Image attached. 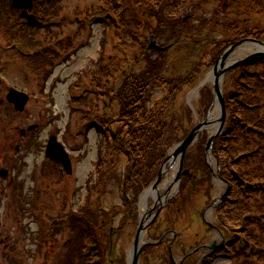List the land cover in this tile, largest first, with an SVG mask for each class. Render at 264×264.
Returning a JSON list of instances; mask_svg holds the SVG:
<instances>
[{
    "label": "rangeland",
    "instance_id": "374dc122",
    "mask_svg": "<svg viewBox=\"0 0 264 264\" xmlns=\"http://www.w3.org/2000/svg\"><path fill=\"white\" fill-rule=\"evenodd\" d=\"M36 1L38 6L34 8L33 14H38V17L39 15L46 16V22L56 19L62 25L58 26L48 23L46 27L40 30L41 32H38V30H36L37 32L30 31L33 43L36 45L51 44L60 39L62 44L66 42L65 50L67 51L64 52L65 54L54 58V60H49V65H46L47 67L45 68H43L44 66H42L41 61V71L38 72L34 71L35 68L27 67L24 58L21 59L20 56L12 61L14 52L10 46L14 41L12 34H8L6 31L10 27L13 29V25L20 24V27H24L25 22L20 18L21 12L15 11L11 13L6 6L0 5V10L2 11L0 12V171L6 170L7 173L6 179L0 177V222L2 223L0 230V264H88L85 260L81 262L80 256L78 257L84 244L81 241L78 242V238V243H76L75 237L84 233L79 230V226L73 221L74 219H70L67 226L59 222L57 225H53L55 221L60 220L59 215L62 214L64 216V212L66 213L70 209V207H66L65 211L58 210L57 207H62L65 199L67 200V206L69 204L74 211H79L84 205L86 198H89L90 212H96L100 218L103 217V214H107L108 217L105 219L111 224V226H105L104 231L105 233L107 232V235L102 238L101 235L100 242H98L100 244L98 247L102 248L103 255L105 254L103 264H109V262H112V264H125L126 255L131 250L135 240L138 223H136L137 220L135 219L137 206L130 203L128 209L122 196H130V199H133L135 188L130 185V181L136 161L131 155L126 153L128 151L127 148H125L127 156L122 155L117 159L112 154L110 160L104 157V162L98 159L101 153L100 148H109L108 144L110 140L104 141L96 129L79 126L82 111H86L93 117L92 107L96 98L95 96H88L85 99L86 102H82L81 104L80 101L74 102L73 97L76 94L82 93L90 85L89 82L93 77L92 72L98 74V77L94 78L97 80L96 83L101 85L104 80H107V76L105 75L107 70L119 72L116 78L109 84L106 83L112 96L117 95L127 82L125 78L126 74L129 73L128 70L139 71L147 64L144 50L142 49V45L134 42L130 37H125L119 45L118 40H114L116 32L113 31L111 23H106L109 25L88 23V25L85 22H81L72 25L68 22H62L63 16L80 13L84 7L88 6L89 3L91 4L90 0ZM101 1L93 2V4L97 3L94 6L98 8L104 7V3L102 4ZM125 1L128 2L126 7L132 5V8H129L127 13L123 12L125 13L123 16H119L120 21L118 20V24H133V33L140 36L139 41L143 42V45L147 47V51L149 52H151L148 49L150 47L158 48L165 45L166 39L171 32L170 30L174 24L178 23L177 20H172L168 16L166 22L169 23V26L164 29L159 28L157 29L159 32H156L154 25L159 22L161 23V19L153 10L149 14L143 15L145 6L148 9H152L151 3L146 0H113L112 8H109L110 12L115 13V11L122 10ZM179 2L180 0H174L169 7L174 10ZM139 3L140 9H136L135 6ZM154 3L159 4L160 2ZM187 3L199 8H193V20L189 21L190 26L188 25L189 28L185 31V34H193L194 30L203 34L198 38L196 43L195 41L188 43L185 41V38H179V35L176 36V40L173 41L176 44L171 48L167 56L170 67H168L165 73L163 71V75L166 77L173 78L175 75L185 74L186 72L185 76L190 77L188 71L194 67L195 61L204 53L200 50L201 48L207 45L210 46V44L216 45L218 42L222 44L223 42L234 41L232 40L234 38L233 32L229 31L230 29L226 24L227 29L225 33L221 34L214 30L213 34L210 35L209 30L203 28L205 26L204 22L209 17L215 18L213 24L218 22L223 24L225 23V18H229V21L234 20L239 22L242 19H249L243 12L246 6L242 0H187ZM49 4L53 5L50 6ZM118 6H120V9L116 8ZM103 12L105 11L103 10ZM241 12L244 14L241 15ZM134 23H137V25L141 23L143 25L137 31ZM148 23L154 27H146ZM218 29L222 28L219 27ZM164 30L167 31L162 32ZM13 33L16 35L17 32ZM245 35L247 36L241 38L239 41H235L233 46L228 47L226 52L241 43L242 39H257L250 33H246ZM71 41L73 44L69 47ZM248 45L253 46L254 53L260 51V47L255 43L246 44V46ZM115 47H119V49H115ZM243 47H238V49ZM52 48L53 46L49 45L45 46L43 50L52 52ZM254 53L246 58H238L234 63L247 60ZM65 56L69 57V59H65ZM126 59H128L127 62H125ZM135 59L140 61L137 62ZM207 61L208 58L205 59L204 56V62L207 63ZM206 63H201L202 65L200 66L198 64L197 69L200 72L193 84V89L191 88L192 90H190L189 88L187 91L185 89V94L181 98L178 96L175 99L170 110V115L162 116V113H158L154 126L156 128H153V131H156L154 132L153 140H156L158 146L154 144L148 146L147 158L142 162L143 169L140 179L143 181L148 180L147 183L150 180L152 181L145 188L150 187L151 184L154 186L156 177L160 173L161 164L167 156L172 155V145L170 147L165 142H170L169 139L174 137V134L177 135V139L184 138V131L188 130L187 132H189L193 127L191 126L192 123H196L194 119H190L192 112L189 110L187 104L190 95L197 94V97L190 100V103L199 114L202 113L207 117L211 109L214 111L213 98L208 95L207 91V89H211V84L207 83L210 80L207 75L212 71L216 63ZM244 65H253V69L249 70L251 73L244 71ZM172 69L176 70L175 74ZM254 69L255 73H252ZM238 70V72L231 71L232 73L229 72L225 76V93L226 91L235 92L237 89L240 91L249 89L250 93L246 96V99L244 97L234 100L238 102V105L234 102L229 103L232 106L231 108L229 107V116H232L231 121L233 119L239 121V119H242L241 116L245 120L246 118H253V129L261 128L264 125V112L258 106L264 110V99L259 101L262 92L264 95V81H260V79L264 80V64H261L258 58L244 63ZM241 72H243L242 77L240 76ZM248 73L249 76H245ZM109 74L113 75L111 72ZM236 79H239V82L242 81V87H247V89L239 88ZM255 83L256 85H254ZM257 84H260V86H257ZM228 85L231 86L230 90L226 87ZM72 87H75L76 93L71 92ZM10 88L24 92L30 97L26 110L20 114L14 110L12 105L5 101L8 89ZM170 95L169 90L167 91L165 88L155 86L154 92L149 97L147 108L150 110L151 107L155 106L156 102L163 101L167 97H170ZM97 101L102 103L98 115L103 114L106 117H110L111 112L103 113V100L97 99ZM257 102L259 103L257 104ZM233 104L235 105L234 107ZM117 107L118 104L116 102L112 108L113 114L118 109ZM251 110H255L257 114L251 116L249 114ZM189 114L190 117H186ZM247 115L249 117H246ZM126 123L130 124V121ZM107 124L111 131L117 130L119 127L115 122L111 124L107 122ZM37 126L39 127L38 131H29L30 127ZM80 128L86 132V135L83 134V136H79L74 140V134ZM51 135H56L61 144L69 152L73 163L72 174H67L60 164L50 161L45 157L47 141ZM236 135L238 136L237 141L242 139L241 130H237ZM162 136L164 140L160 139ZM207 137L206 133H204L199 138L194 148L191 149V153L189 152L190 155L185 159L187 164L185 163L181 167V171L190 170L192 164H189V159L191 160L190 163H193V159L196 158H200L201 162L206 160L205 157L207 156L204 154V151ZM158 140H161L163 144H160ZM120 153H123V151ZM191 154L193 155L191 156ZM131 159L133 161L130 163ZM113 162L114 164H112ZM194 164L201 171L205 169L203 167L204 164ZM209 166L216 171V161L213 156H211V165ZM168 168L169 165L165 169L168 170ZM174 169H176L175 166L171 173L157 186V193L161 198L164 197L161 194H165L168 188L173 191L170 192L169 197H172L178 190L179 184H174L172 180H174L176 173L180 169L179 167L176 171ZM183 178L181 177L182 180L180 179L181 184L179 188H183L186 191L188 184H184ZM100 180L101 184H99ZM55 182L57 184H54ZM127 182L130 188L128 191H124ZM213 182L214 184L205 185V188L202 184L200 186L194 184L195 188L193 190L195 192L192 193L193 196L188 195L184 198L186 207L177 208L180 211L173 215V218L180 222L178 229L182 235L179 241L173 243L177 264H181V260L184 257L182 250H184L185 246L187 250L192 249L188 246L190 239L196 242L198 241L197 239H202V235L206 240L216 236V232L213 229L212 231H204L202 234L203 224L201 222L202 216L208 220V214L211 211L205 208L210 205V201L217 199L220 193L218 182L216 180H213ZM43 186L46 187L49 193L39 197L37 195L39 193L42 194L41 190ZM15 191H19L18 195L21 198L13 202L12 197L15 196H12V193ZM143 191L139 194L140 199L143 196ZM138 198L139 196L137 197V201ZM153 201V197L148 198L144 207L150 209ZM45 205L47 206L46 210ZM186 208H188L187 211H185ZM190 212L194 218H197L196 221L189 217L188 214ZM211 213L213 214V212ZM186 215L188 216V221L185 218ZM212 218L213 220H208V222L211 221L217 225L216 221H214V214ZM190 228L194 229L192 234H189ZM110 229H113V231ZM59 233L60 235H56ZM86 234L91 238L96 235L93 231ZM168 239L170 240L172 237L169 236ZM53 240L56 241L53 242ZM169 243L170 241L162 248L156 249L155 252L145 251L144 258L146 261L142 264H170L167 251ZM194 245L200 244L196 243ZM175 247L177 248L175 249ZM201 254L202 252L194 254L192 259L188 260L186 264H197L196 262L201 258ZM214 260H211L212 263L210 264H229L228 261L223 259ZM94 263H98L96 258H94ZM231 264H235V262ZM239 264H243V261ZM248 264H264V259L260 260L257 258L251 260Z\"/></svg>",
    "mask_w": 264,
    "mask_h": 264
},
{
    "label": "trees",
    "instance_id": "16d2710c",
    "mask_svg": "<svg viewBox=\"0 0 264 264\" xmlns=\"http://www.w3.org/2000/svg\"><path fill=\"white\" fill-rule=\"evenodd\" d=\"M242 1L244 2V5L246 6L245 11L243 12L245 13V15H247V17H249V19L248 18L246 20L242 19L239 22V21H234V20L229 21V18H225L224 19L225 23L223 24H221L220 22L213 24L214 21L207 22V23L204 22L205 26H203V28L208 29L210 35L213 34L214 30H216L217 32L221 34L225 33L227 29L226 28V25H227V27H229L230 29L229 31L233 32L234 38H232V40L234 41L233 42L227 41V42H223L222 44L218 42L216 45L210 44V46L207 45L206 47L201 48L200 50L203 51L204 53L198 57L197 61H195L194 67L190 71H188V74L190 77L185 76L187 72L185 74L182 73L179 75H175V77L173 78L166 77L163 75V71L165 73L168 67H170L168 65L167 56L171 48L175 46L176 44V43L174 44L173 41L176 40L177 35H179V38H184L183 33L187 31V29L190 26L189 21L181 22L182 18L179 17L180 12H181L180 10L181 7H176L174 8V10H172L169 7L168 9L163 8L162 9L163 12L166 13L167 16L172 17V18L176 16V20L178 23L174 24L173 28L170 30L171 32L169 33V36L166 39L165 46H168V45H173V46L167 51L156 53V52L147 51V47L143 45L142 49L144 50L145 57L147 59V64L144 65L143 68L140 69L139 71L138 70L137 71L128 70L129 73L126 74V78H125L127 82L125 83V86L121 88L120 90L121 92H118L117 95L112 96L111 91H107L105 87L101 88L99 85L97 87H93L98 91V93L95 94L97 95L96 101L97 99H103V101H105L106 98L110 99V102H104V105L102 107L104 112H107V109L109 110V108H111L110 117H106V115H102L101 118L99 119H102L103 122H106V123L108 122L110 124L112 122H115L119 126L117 128V131L119 132L118 139L116 141L111 142L114 145L113 147L114 152H117V153L121 152V150L118 149L117 147V141H120V142L121 141L124 142L126 140L129 141L128 150L130 151V155L136 161L135 169H134V172H135L134 177L136 176L135 178L139 179V181L141 180L140 176L142 175V169H143L142 162L147 158L148 146L152 144L157 145L156 140H153V137L155 134L154 132H156V131H153V128H156L154 126L157 121L158 113L159 112L162 113L161 114L162 116L170 115L171 107L175 99L178 98L180 94L179 92L183 90V87L184 86H189L190 88L193 87V84L196 81V77L200 72V70L197 69V66L198 64L199 66L202 65L201 63H203L204 56H210L212 60L215 61L220 56L221 52L224 49H226L229 45L235 43V41H238L243 37H246L247 36L245 35L246 33H250L251 35L255 36L257 39L264 41V0H242ZM150 3L154 4V2H150ZM163 4L168 5V6L172 5L171 0H167L166 2H163ZM0 5L3 7L6 6L7 8L10 9L11 12L14 11L11 8V0H0ZM135 7L136 9H139L137 5ZM194 7L196 6L194 5ZM129 8H132V5H129ZM244 13L241 12V15H243ZM237 15H235V17H237ZM130 24L128 25L127 24L123 25V24H118V23L113 24V31L116 32L114 40H118L119 45H120V42L123 39H125V37H130L131 40L138 43L140 36L133 33V29H132L133 24L131 25ZM134 25L136 26V30L138 31L143 24L139 23L137 25V23H134ZM20 26H21L20 24L13 25L12 26L13 29H11L10 27L9 30L7 31L3 30V31L8 32V34H12L13 41L22 45L24 49L26 50H36L37 48L42 46V45H38V44L36 45L33 43V40L31 38L32 33L30 31H34L35 29L28 27L26 23L24 24V27H20ZM149 26H153V25L150 23L146 24V27H149ZM154 26H155V29L157 27H158L157 29L159 28L164 29L165 27L169 26V23L165 22L162 19L161 23H158ZM219 27L222 29L219 30L218 29ZM157 29H156V32H159V30ZM179 29L181 30V32ZM165 31L167 30H164L162 32H165ZM13 32H17L16 35ZM202 34H200L199 31L194 30V33L191 34L190 42L192 43L195 41L196 43L198 38ZM210 48H212V50H210ZM207 50H210V51H207ZM52 54L53 53L43 52V54H37L33 58L24 57V60H25L24 62L26 63L27 67L35 68L34 71L38 72V71H41L40 67L42 66H44L43 68L47 67L46 65L48 64L49 59L53 58ZM19 56L21 57V59H23L21 54H18V57ZM127 60L128 59H126V61ZM41 61H42V66L40 64ZM135 61H137V59H135ZM139 61L140 60H138L137 62ZM110 72L113 73V75H110L109 74ZM118 73H119L118 71L113 72V71L107 70L105 72V75L107 76L106 77L107 81L111 82L114 78H116ZM173 73L175 74L176 70H173ZM165 78L169 80H166ZM94 84H97V83H94ZM155 86H158V87L160 86L162 88H165V90L167 91L169 90L171 95L170 97H167L163 101L156 102L155 106L151 107L149 110V108H147L148 106L147 103L149 102L150 95L155 90ZM207 91L209 93L208 95H210L211 97V91L209 89H207ZM85 99L86 98L83 99V102H86ZM116 102L118 104V107H117L118 109L113 114L112 108L114 106V103ZM231 102L232 103L234 102L235 104L238 105V102L236 101L232 100ZM234 106L235 105L233 104V107ZM84 113H85L84 114L85 117L83 120L85 121L90 120L91 118H87L89 114L86 111H84ZM147 114H149L150 116ZM249 114L252 116V115H255V112H251ZM127 116H129L128 117L129 119L126 118ZM246 117H249V116L247 115ZM241 118L242 119H239V121H237V119L232 120V123L235 124V127L240 126L239 123H241L240 127H243L242 129H249V128L254 127L253 118L251 119L246 118V120L242 116ZM127 121H130V124H127L126 123ZM231 126H234V125H231ZM160 139L164 140V137L162 136L160 137ZM175 140H176V137L174 136L172 140L169 139L170 142H165V143L171 146L172 143L175 142ZM158 142H160V144L161 143L163 144L161 140H158ZM133 144H136V145H133ZM132 161L133 160L131 159L130 163ZM137 171L138 173H136ZM147 181L148 180L143 181L145 186L148 184ZM99 184H101V180ZM127 185H129L128 182H127ZM130 185L138 188V185L140 184L134 183L131 180ZM19 199L20 197L15 196L12 201L14 202ZM88 203H89V200H86L85 204L81 207V213L83 214V216L85 215V217L88 218V220L90 221L91 217H90V214L88 213L90 212V205ZM258 207L260 208V206ZM93 215L96 218H99L98 214L97 215L93 214ZM96 226H97V229L95 231V223L92 224L90 222V225L87 226L86 231L85 232L81 231L84 234L81 233V235L76 236L75 241L77 242V238H78L79 239L78 242L81 241L82 243H85L86 245H88V247L86 246L85 248H83L85 252H87L89 248L93 246V248L95 249H92L91 253L95 255L94 258H96V261L98 262V264H102L105 259L104 258L105 254L103 255V249L98 247L100 245L98 242H100V236L102 235L101 238L105 237V234L99 222H97ZM91 227H92V231H94L96 235L95 237L88 238L85 236V234L91 232ZM262 232H263L262 235L261 234H258V235H261V237H264V231ZM56 235H60V233ZM82 254L81 252L78 254V257L80 256L81 262L85 260V262L87 261L89 264L94 263V258L85 259L83 258Z\"/></svg>",
    "mask_w": 264,
    "mask_h": 264
},
{
    "label": "flooded vegetation",
    "instance_id": "af4514ba",
    "mask_svg": "<svg viewBox=\"0 0 264 264\" xmlns=\"http://www.w3.org/2000/svg\"><path fill=\"white\" fill-rule=\"evenodd\" d=\"M59 1V0H58ZM67 1V0H61ZM88 6L84 7L82 11L76 14V17L81 18L82 22H86L90 14H93L97 17H101L104 13H110L109 8L113 4V0H102L101 3H104V7L98 8L95 7L93 2L100 0H90ZM52 6L53 4H49ZM82 7V6H81ZM112 8V7H111ZM103 10L105 12H103ZM71 15L63 16L62 21H67V18ZM41 19H46V16H39ZM253 65H245L244 71L249 72ZM256 131L262 137L259 141V144L253 143L257 138L255 136L242 138L248 140L250 148H256L259 151V154L262 152L264 155V130ZM238 139V138H237ZM231 142V137L224 135L222 137L221 156L223 160L219 162L218 175L220 178L219 183V210L214 212L215 215L214 221L217 225L213 224L212 215L211 218L205 219L201 217L202 222V234L204 231H212L211 225H215L216 236L208 240L202 235L203 242V264H207V254L210 253V246L215 245L216 247L233 248L236 250L239 248L241 243H244L248 249H252L256 245L258 240L257 233L264 231V162L261 166L257 165V162L251 159L255 155V151L251 150L247 153H238L234 151V157L237 156L234 160L226 159V156H229L228 151L226 150ZM251 148V149H252ZM208 157V158H207ZM204 160L203 167L204 171H198L194 163H198L197 160H194L192 166H190L191 175L188 178H183L188 181L192 180V189L190 185L189 192L186 193V196L192 195L195 190L194 184H198L201 181L202 186L205 188V185L210 184V179L212 175V169L209 166L211 162L209 155ZM242 157L246 158L243 159ZM251 159V160H248ZM208 161V163H206ZM200 180V181H198ZM184 182V181H183ZM216 187V186H215ZM210 205L205 209H210L216 202V199L210 201ZM185 203V202H184ZM186 204V203H185ZM260 206V208L258 207ZM210 214V213H209ZM189 217L194 220L193 214H188ZM209 217V216H208ZM167 218H171V214L167 215ZM207 218V217H206ZM188 221V216H187ZM194 229L190 228L189 234H192ZM189 242L193 243L190 239ZM260 242L264 246V239L261 238ZM193 245V244H192ZM222 245V246H221ZM259 258L257 255H251L246 259L242 253H236L234 259L229 260V264L234 263L239 264L243 261V264H248L251 260ZM264 259V255L260 257V260ZM188 261V260H187Z\"/></svg>",
    "mask_w": 264,
    "mask_h": 264
},
{
    "label": "water",
    "instance_id": "95a60500",
    "mask_svg": "<svg viewBox=\"0 0 264 264\" xmlns=\"http://www.w3.org/2000/svg\"><path fill=\"white\" fill-rule=\"evenodd\" d=\"M13 6L17 9H23L24 10V12L22 13V16L27 19V21L30 25H39L36 18L33 15L29 14V11H32V8H33L32 0H14ZM245 43H255L256 45H258L260 47V51L256 54H254L252 57H250L247 60L234 63L233 65H228L227 64L228 56L233 51H235L239 46H241L242 44H245ZM260 57H264V43L254 41V40H246V41H242L241 43H239L235 47L230 48L227 51V53L222 55V57L218 60L216 66L214 67V70L210 75L211 76L210 82L213 83V87H214V103H213V106L214 107L218 106L219 110H220V120H219L220 126L218 128L217 133L211 137L209 145H208L209 148L213 144L215 137H217L221 134V132L224 128L226 115H227L226 114V107H225V100H224V95H223V88H222V84H221L222 80H223V76L225 75V73L228 70L235 68V67H237V66H239V65H241L247 61H250L254 58H260ZM8 101L10 103L15 104L17 111L22 112L25 109V106L27 105V103L29 101V97L25 93L12 90L8 96ZM209 124H210L209 119L206 122L201 123L192 131V133L183 142H181L179 145H177L175 157L181 155L183 158L185 156L188 148L197 139V136L200 134L203 127L206 125H209ZM47 157L50 158L51 160L60 162L64 166L66 171L68 173H71V161L69 159V156L65 152V149L63 148V146L61 144L57 143V140L55 137H52L50 142H49V145L47 148ZM170 159H171V157L165 161L164 165ZM184 174H186V173H184ZM2 175L6 176V174L4 172H2ZM162 176L163 175L161 173L158 180L156 181V183L153 187L154 191L156 190V186L160 182ZM178 179H179V176H178ZM157 215H158V213L155 215V217H157ZM150 224H151L150 219H148V218L142 219L140 227H139V231H138V234L136 237V242H135L133 249L131 251V260H130L129 264H139L140 256H141V254H142V252L146 246L154 245V244H158V243L162 242V240H161L158 243H152V242L143 243L142 236L146 233L148 226Z\"/></svg>",
    "mask_w": 264,
    "mask_h": 264
},
{
    "label": "bare ground",
    "instance_id": "6f19581e",
    "mask_svg": "<svg viewBox=\"0 0 264 264\" xmlns=\"http://www.w3.org/2000/svg\"><path fill=\"white\" fill-rule=\"evenodd\" d=\"M251 50H253L252 49V47L251 46H246V47H243V48H241L240 50H237L236 52H234L235 54L233 55V56H231L232 58V60L233 59H235V58H237V57H239V56H245V55H247V53H249ZM196 92H198V91H196ZM197 97V94H193V95H191L190 96V100H193V99H195ZM219 118H220V112H219V110H218V108L217 107H215L214 108V111H213V114H211V117H210V119H211V121H212V125L211 126H209V127H207V130L209 131V134H213L214 133V131H215V129H216V127H217V125H218V120H219ZM216 122V123H215ZM179 167V166H178ZM171 192H173V191H171ZM174 195V194H173ZM172 195V196H173ZM158 202V201H157ZM160 203V202H159ZM143 205H146V204H142V208H141V215H144L145 216V207L143 206ZM155 209H158V210H160V211H164V208L161 206V205H159V204H152L151 205V210L152 211H154ZM209 216H211V215H209ZM146 218H149V216L148 217H146ZM143 240V239H142Z\"/></svg>",
    "mask_w": 264,
    "mask_h": 264
}]
</instances>
